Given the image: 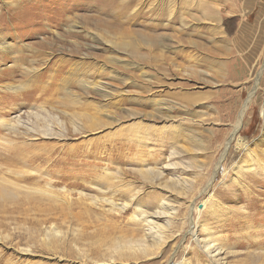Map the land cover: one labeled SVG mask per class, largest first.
<instances>
[{"label":"rangeland","instance_id":"374dc122","mask_svg":"<svg viewBox=\"0 0 264 264\" xmlns=\"http://www.w3.org/2000/svg\"><path fill=\"white\" fill-rule=\"evenodd\" d=\"M6 140L0 264H264V0H0Z\"/></svg>","mask_w":264,"mask_h":264},{"label":"bare ground","instance_id":"6f19581e","mask_svg":"<svg viewBox=\"0 0 264 264\" xmlns=\"http://www.w3.org/2000/svg\"><path fill=\"white\" fill-rule=\"evenodd\" d=\"M66 14V13H65ZM62 17V16H61ZM68 18V17H67ZM60 19V18H59ZM51 20V19H50ZM68 22V21H67ZM63 23V22H62ZM59 24V23H58ZM68 24V23H67ZM28 73V71H26ZM30 72V71H29ZM26 76V74H24ZM25 82V81H24ZM101 90V89H100ZM51 117V116H50ZM21 121L19 118H17L15 124H11L9 122H7V128L6 130L8 132L12 131V130H15V126L16 127H19L21 126ZM5 146L7 145V148H5V152L2 153L4 150H2V152H0V161L6 165V166H10L12 164H14L15 162L19 161H23L24 159L21 157V151L24 149L23 146L21 145H18L17 143H15L14 141L12 140H6L5 141ZM249 150V149H248ZM249 155H251L252 157V154L249 153ZM252 159V158H251ZM19 164V163H18ZM260 165V167H258L260 170L256 171L255 170V166ZM240 166H236V169H239ZM243 170L244 172H247L249 174H253L256 173L258 174L259 172H261V174L264 175V163L263 162H259V160H255V162L253 164H250V165H247L245 167V169H241ZM10 172H12L10 170ZM5 174H7V172L4 171V169L2 167H0V200L2 202H0V213H7V204H12L14 203V201L17 200V193L19 192L18 191V187L16 188L15 186V189L13 188V184L14 183H11L9 182L8 180L4 179L3 176H5ZM12 174V173H11ZM23 176V173L21 174ZM25 175V174H24ZM262 175L263 179H264V176ZM22 176H18V180L19 181H26L25 177H22ZM252 179H254L253 181H256L259 182V181H262L260 179V177H252ZM252 181V180H251ZM260 183V182H259ZM22 187V186H21ZM210 192H208V190L206 189L205 190V194L209 195ZM209 199L203 204V207L206 206L207 203H210L211 205H213V207L215 206L214 205V198L215 196H212L209 195ZM19 198V197H18ZM216 203V202H215ZM112 204V203H111ZM164 216V214L160 213V212H156V213H147L145 211H140L138 213V219H139V222H140V225L142 226V228L145 229V232H147V234H145V236H143V240L146 239V235H152L154 233L157 234L155 235L156 237L158 235L162 236V234L164 235V230H162V228L160 226H158L155 222V220H160L162 219ZM137 219V220H138ZM138 222V221H137ZM138 222V223H139ZM203 228V227H202ZM164 232V233H163ZM199 231L195 230V228H192L191 231H190V235H192L193 237L196 238V241H198L199 245L203 244V247H206L208 252L210 254H213L215 253L218 248L217 247V244H216V241H214L212 239V237H210L208 234H206L205 238L203 237L201 240H198L199 239ZM202 235V234H201ZM126 236V235H125ZM153 236V238L155 239L156 237ZM202 237V236H201ZM152 238V237H151ZM214 238V237H213ZM127 239V238H126ZM126 241V240H125ZM131 241V240H130ZM136 241H139V239H137ZM142 241V240H141ZM132 242V241H131ZM134 242V241H133ZM154 242V241H153ZM163 242V241H162ZM132 244V243H131ZM130 244V245H131ZM141 245V243H140ZM126 246V245H125ZM144 246L145 243H144ZM131 247V246H130ZM132 249V248H131ZM220 251V250H219ZM218 251V252H219ZM218 254L215 255V257L217 256Z\"/></svg>","mask_w":264,"mask_h":264}]
</instances>
